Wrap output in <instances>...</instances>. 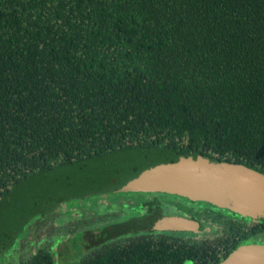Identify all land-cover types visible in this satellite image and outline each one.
<instances>
[{"label": "trees", "instance_id": "16d2710c", "mask_svg": "<svg viewBox=\"0 0 264 264\" xmlns=\"http://www.w3.org/2000/svg\"><path fill=\"white\" fill-rule=\"evenodd\" d=\"M137 146L264 175V0H0V199L40 170ZM207 212L212 237H118L66 264H216L264 232V218ZM56 217L23 226L13 244L36 220L16 264H54L59 236L116 214Z\"/></svg>", "mask_w": 264, "mask_h": 264}, {"label": "water", "instance_id": "95a60500", "mask_svg": "<svg viewBox=\"0 0 264 264\" xmlns=\"http://www.w3.org/2000/svg\"><path fill=\"white\" fill-rule=\"evenodd\" d=\"M118 191L175 193L241 216L264 218L263 174L200 153L128 147L46 168L14 185L0 199V254L31 218L52 205ZM162 223L172 229L195 226L184 217L162 218ZM108 234L104 227L94 241ZM217 264H264V244H241Z\"/></svg>", "mask_w": 264, "mask_h": 264}, {"label": "flooded vegetation", "instance_id": "af4514ba", "mask_svg": "<svg viewBox=\"0 0 264 264\" xmlns=\"http://www.w3.org/2000/svg\"><path fill=\"white\" fill-rule=\"evenodd\" d=\"M101 194L102 195L124 194L122 195V197L123 199H127V201L120 200L119 202H115V203L110 202L108 205L105 204L106 208L102 212L105 211L113 212L116 214V217L109 219L100 224L79 227L74 232V233L81 232L82 236L84 235V243L87 248H91L94 245L108 239H116L118 237H130L135 234L142 235V234L165 233L180 237H202V238L212 237L218 233V228L216 227V225L212 224L211 220L208 217L209 213L207 211H212L214 213L226 212L241 217L240 214L235 213L227 208L217 206L207 200H202V199L193 200L188 197L175 193H167L161 191H135V192L120 191L116 193L109 192V193H100L95 195H101ZM89 196H93V195H89ZM82 199H85V197H81V199L78 200H82ZM173 217L174 218L184 217L191 223H195V226H192L191 228L172 229L164 226V224L166 223L160 224L162 222V218H173ZM244 217L245 219L248 220L250 219V217L247 216ZM71 218H83V217H71ZM35 221L36 220H34L33 222ZM201 226L209 227L210 231L202 233ZM29 227L27 226V228ZM104 227L109 228L108 236L103 235V238L95 242L94 238H96V235L99 234ZM121 228L123 229L129 228V229L120 232L116 231L117 229L119 230ZM262 233L264 234V232ZM67 235H71V234L68 233L62 236H67ZM256 235L258 234L249 237L241 244L254 243L255 242L254 237ZM62 236H59L58 237L59 239H57L56 241L61 240L60 237ZM82 236L80 237L81 241H82ZM43 238L44 236L42 235L41 241L43 240Z\"/></svg>", "mask_w": 264, "mask_h": 264}, {"label": "rangeland", "instance_id": "374dc122", "mask_svg": "<svg viewBox=\"0 0 264 264\" xmlns=\"http://www.w3.org/2000/svg\"><path fill=\"white\" fill-rule=\"evenodd\" d=\"M120 192V191H118ZM122 192H132V191H122ZM135 192V191H134ZM116 193V192H115ZM122 195L124 194H114V195H93L85 197V199L78 200L81 198H74L69 200H64L59 202L51 207L43 210L41 213L48 212L56 214L55 224H60L65 222L71 217H87L92 213L102 212L110 202H119L120 200L127 201L123 199ZM76 199V200H75ZM95 211V212H94ZM32 219V218H31ZM30 219V220H31ZM29 220V221H30ZM28 221V222H29ZM31 222L28 227L31 226ZM25 226L22 234L17 239V243L11 245L5 249L0 254V264H16V250L18 248L19 242H24L29 236V228ZM202 233L210 231L209 227L201 226ZM82 233L77 232L71 235L60 237L61 240L55 241L51 247V251L56 255L57 260L54 261V264H66L67 262L77 258L82 252H84L87 247L84 243V235L81 237ZM42 239V236H39ZM59 239V238H58ZM254 243L264 244V234H258L254 237ZM57 253V254H56Z\"/></svg>", "mask_w": 264, "mask_h": 264}]
</instances>
